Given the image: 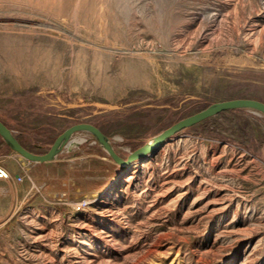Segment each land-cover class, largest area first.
Instances as JSON below:
<instances>
[{
	"label": "rangeland",
	"instance_id": "rangeland-1",
	"mask_svg": "<svg viewBox=\"0 0 264 264\" xmlns=\"http://www.w3.org/2000/svg\"><path fill=\"white\" fill-rule=\"evenodd\" d=\"M239 98L264 103V0H0V121L34 153L91 123L125 159ZM51 164L27 197L0 181V264H264L256 110L219 113L126 165L76 132Z\"/></svg>",
	"mask_w": 264,
	"mask_h": 264
},
{
	"label": "water",
	"instance_id": "water-1",
	"mask_svg": "<svg viewBox=\"0 0 264 264\" xmlns=\"http://www.w3.org/2000/svg\"><path fill=\"white\" fill-rule=\"evenodd\" d=\"M236 109H252L264 115V103L257 100L239 98L215 102L210 104L206 108L175 122L165 130H163L161 133L153 137V139L156 140L155 144L157 146L184 128L200 123L203 120L213 117L221 112ZM80 131L89 132L90 134H92L94 139L112 158V160L115 163L121 165H126L130 162L137 160L138 158H141L147 152L153 150L156 147H154V145H148V143H145L141 147L131 152L125 159H123L115 152L109 138L104 134L101 129L91 123H76L61 132L54 139V141L46 152L38 154L26 149L14 136L12 131L0 121V137L2 138L4 143L11 150L18 153L20 156L27 159L28 161L32 162L43 163L52 161L61 151V149L66 145L70 137L74 133Z\"/></svg>",
	"mask_w": 264,
	"mask_h": 264
},
{
	"label": "crops",
	"instance_id": "crops-1",
	"mask_svg": "<svg viewBox=\"0 0 264 264\" xmlns=\"http://www.w3.org/2000/svg\"><path fill=\"white\" fill-rule=\"evenodd\" d=\"M7 152L0 155V165L4 167L11 176L9 180L15 195H21V198L27 197L30 195L29 189L34 184H40L41 180H44V183H47L52 177L49 176L48 168L53 167V165H41L47 163H38L28 160H24L18 153L9 149ZM22 177V181H17L16 177ZM25 178V180H24ZM3 190H0V197H2Z\"/></svg>",
	"mask_w": 264,
	"mask_h": 264
},
{
	"label": "built area",
	"instance_id": "built-area-1",
	"mask_svg": "<svg viewBox=\"0 0 264 264\" xmlns=\"http://www.w3.org/2000/svg\"><path fill=\"white\" fill-rule=\"evenodd\" d=\"M11 179V176L10 174L8 173V171L2 167L0 165V181L3 180V181H9ZM16 180L17 181H22V177L20 176H17L16 177ZM86 204V201H82V203H79L77 206H76V209H80V207H82L83 205Z\"/></svg>",
	"mask_w": 264,
	"mask_h": 264
},
{
	"label": "bare ground",
	"instance_id": "bare-ground-1",
	"mask_svg": "<svg viewBox=\"0 0 264 264\" xmlns=\"http://www.w3.org/2000/svg\"><path fill=\"white\" fill-rule=\"evenodd\" d=\"M213 30V29H212ZM218 32V31H217ZM219 35V34H218ZM156 140L154 139H150L148 140V145H156ZM121 182V180H118L116 183L113 184V186H116L118 185L119 183ZM112 192V187H108L102 194L105 195V194H109Z\"/></svg>",
	"mask_w": 264,
	"mask_h": 264
},
{
	"label": "trees",
	"instance_id": "trees-1",
	"mask_svg": "<svg viewBox=\"0 0 264 264\" xmlns=\"http://www.w3.org/2000/svg\"><path fill=\"white\" fill-rule=\"evenodd\" d=\"M233 110H228V111H224V112H221L220 114H224V113H227V112H231ZM18 141L21 143V141L18 139ZM22 144V143H21ZM23 145V144H22ZM24 146V145H23ZM25 147V146H24ZM26 149H28L27 147H25ZM29 150V149H28Z\"/></svg>",
	"mask_w": 264,
	"mask_h": 264
}]
</instances>
